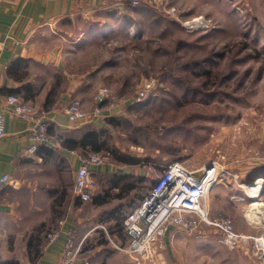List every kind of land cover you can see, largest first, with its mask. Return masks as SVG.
I'll list each match as a JSON object with an SVG mask.
<instances>
[{
    "label": "rangeland",
    "instance_id": "374dc122",
    "mask_svg": "<svg viewBox=\"0 0 264 264\" xmlns=\"http://www.w3.org/2000/svg\"><path fill=\"white\" fill-rule=\"evenodd\" d=\"M172 7L176 17L167 13ZM83 14L59 22V45L71 53L69 69L85 75L77 96L86 105L95 102L93 111L99 107L95 117L102 115L98 130L104 131L106 148L138 159L132 169L145 174V193L170 163H183L198 174L217 164L229 178L217 183L220 193L210 191V215L227 214L238 232L259 233L263 223L256 219L263 205L252 204L264 201L255 198L247 173L264 170V140L255 137L264 124V0H161L136 8L122 0L92 17ZM200 16L212 18L217 28L184 26ZM103 88L109 92L98 105ZM100 154L107 163L115 161L106 151ZM95 179L102 193L114 185L109 175ZM230 182L237 185L234 190ZM117 192L106 191L113 199L92 222L113 250L130 243L124 225L116 228L109 221L126 218L122 211L129 203L118 201ZM233 194H240V201L232 200ZM91 201L83 203L91 206ZM117 208L121 211L112 218ZM168 236L176 238L173 251L186 264H260L250 248L222 244L221 232L203 221L190 228L171 226ZM94 245L87 239L83 249ZM191 253L200 255L192 259Z\"/></svg>",
    "mask_w": 264,
    "mask_h": 264
},
{
    "label": "crops",
    "instance_id": "0c3cea01",
    "mask_svg": "<svg viewBox=\"0 0 264 264\" xmlns=\"http://www.w3.org/2000/svg\"><path fill=\"white\" fill-rule=\"evenodd\" d=\"M121 1L0 0V104L5 95L18 94L33 105L48 109L50 134L66 139L60 148L43 144L36 154H31L28 151L33 144L31 124L11 114L6 115V135L0 139V177L10 175L13 182L0 194V264H58L66 234L48 247L43 246L46 232L57 228L61 221L65 222V232L76 230L78 241L88 239L94 242L93 248L84 249L91 252L88 255L90 264H151L136 252L129 251L130 243L126 249L116 245L119 250H113L110 242L97 236V227L92 224L95 215L100 214L99 208L113 199L112 194L106 193L110 189L118 191L115 196L118 201L129 203L122 211L124 217L138 208L148 193L141 187L142 175H145L142 171L116 160L105 166H92L96 190L89 203L91 206L79 200L73 192L82 156L95 154L89 145H82L81 140L89 132L101 129L102 115L94 116L92 106L95 102L86 105L77 96L81 92V78L85 75L68 67L71 53L59 45V22L83 13L92 17V12ZM75 98L80 99L85 111L91 114L88 119L69 120L65 110ZM261 129L255 137L263 141L264 124ZM249 173L247 183L254 189L259 179L264 180V175L255 179L252 176V180ZM96 175L99 178L109 175L114 185L102 188L104 193L99 192ZM230 183L231 190H234L237 185ZM221 189L216 184L211 192L220 193ZM242 189L247 195L245 188ZM260 197L264 201V186ZM231 199L240 201V194H233ZM120 211L121 208H117L110 216L117 219ZM109 221L116 228L125 224L124 218ZM117 240L120 239L116 236L115 242ZM165 242L167 246L158 256V262L186 264L179 258L180 254L177 256L176 250L173 251L176 238L168 236ZM188 255L197 259L200 253Z\"/></svg>",
    "mask_w": 264,
    "mask_h": 264
},
{
    "label": "built area",
    "instance_id": "2783aa9c",
    "mask_svg": "<svg viewBox=\"0 0 264 264\" xmlns=\"http://www.w3.org/2000/svg\"><path fill=\"white\" fill-rule=\"evenodd\" d=\"M161 0H129L131 6H139L142 2H160ZM177 10L172 7L167 13L177 16ZM184 26L192 30L212 31L217 28L216 22L207 16H200L184 22ZM151 85H146L150 88ZM109 91L103 88L96 96V103L100 105ZM145 92L140 93L143 96ZM99 112L95 108L94 116ZM70 121L88 119L89 114L83 108L80 99H73L65 110ZM11 114L31 124L32 146L28 150L36 154L39 147L47 144L60 148L63 136L51 135L50 111L40 108L25 100L18 94L5 95L0 104V139L6 135V115ZM82 164L78 169L73 186V192L82 202L93 199L95 184L92 178V166H105L107 157L102 154H87L82 156ZM237 176L234 175V179ZM225 177L219 172L215 163L208 164L201 169V173L190 169L185 164L173 162L166 165L157 175L156 181L148 191L138 208H135L124 220L127 237L130 238L129 251L136 252L151 264H160L158 256L160 250L166 247L164 238L171 226L190 228L203 221L216 227L221 232V243L230 248H250L260 264H264V202L262 211L258 212L257 221L262 222V230L256 234H244L235 229L234 222L227 214L212 217L208 197L214 185L222 182ZM13 182L10 175L0 177V194L7 185ZM244 186V185H242ZM263 188V187H262ZM64 221L57 228L46 232L44 248L55 243L66 234V242L61 252L58 264H90L83 249L84 241H78L75 229L64 231Z\"/></svg>",
    "mask_w": 264,
    "mask_h": 264
},
{
    "label": "trees",
    "instance_id": "16d2710c",
    "mask_svg": "<svg viewBox=\"0 0 264 264\" xmlns=\"http://www.w3.org/2000/svg\"><path fill=\"white\" fill-rule=\"evenodd\" d=\"M104 131L95 129L94 131L89 132V134L85 135L82 140V145H89L91 151L95 153H101L103 151H106L108 154L113 155L114 159L117 162L124 163L127 165H137L139 163L138 159L136 158H130V156H122L118 153L117 149L109 150V148H106L107 140L103 139ZM66 143V139H64L61 143L62 146H64ZM264 175V170L261 168H255V170L251 173V179L254 180L257 176ZM253 176V178H252ZM258 176V177H259Z\"/></svg>",
    "mask_w": 264,
    "mask_h": 264
},
{
    "label": "bare ground",
    "instance_id": "6f19581e",
    "mask_svg": "<svg viewBox=\"0 0 264 264\" xmlns=\"http://www.w3.org/2000/svg\"><path fill=\"white\" fill-rule=\"evenodd\" d=\"M263 182L264 181H262L261 179H260V181L257 182V185H256V187L253 190L255 198H259L260 197L261 190L263 189L262 187L264 185ZM261 205H262L261 201H256L255 203L252 204V206H254V207H256V206L258 207V206H261Z\"/></svg>",
    "mask_w": 264,
    "mask_h": 264
}]
</instances>
